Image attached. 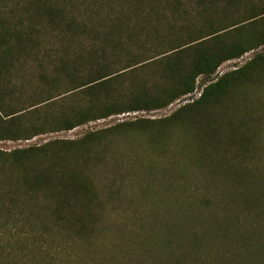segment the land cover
<instances>
[{
    "label": "trees",
    "instance_id": "obj_1",
    "mask_svg": "<svg viewBox=\"0 0 264 264\" xmlns=\"http://www.w3.org/2000/svg\"><path fill=\"white\" fill-rule=\"evenodd\" d=\"M218 15L224 17L215 26ZM262 46L264 6L253 0H0V142L166 110L194 92L200 78L207 84L199 100L169 117L122 120L77 139L0 150V264H57L76 243L87 247V264H134V255L138 264H255L260 251L246 254L242 236L264 238V167H244L260 173L256 189L220 184L235 162L201 153L215 148L220 131L214 117L198 115L222 107L235 86L264 72L259 53L214 77L225 62ZM178 127L193 141L191 159L210 163L213 181L179 194L186 200L177 203L175 221L174 206L166 204L160 220L156 204V196L167 197L171 189L152 194L157 210L151 223L162 233L156 251V235L128 237L129 219L116 215L140 167L117 141L150 134L168 148L164 138ZM167 172L174 182L172 169ZM230 178L241 181L242 172ZM199 190L207 192L202 201ZM104 218L117 223L116 236L102 237ZM115 243L134 255L124 256ZM105 247L118 258L106 259L100 252Z\"/></svg>",
    "mask_w": 264,
    "mask_h": 264
},
{
    "label": "rangeland",
    "instance_id": "obj_2",
    "mask_svg": "<svg viewBox=\"0 0 264 264\" xmlns=\"http://www.w3.org/2000/svg\"><path fill=\"white\" fill-rule=\"evenodd\" d=\"M256 7H263L264 0H253ZM250 6V3L248 4ZM246 11V10H245ZM244 9H242V14H244ZM222 15H218L214 18L215 26L220 24ZM238 15L234 18L236 19ZM220 20V21H219ZM248 56H245L242 64H235L232 66H224L222 68L223 75L231 73L242 68L247 62H249L255 55L259 53H264V46L258 49L248 52ZM222 77V76H214ZM207 85V84H206ZM206 85L203 84V80L200 78L197 82V88L201 90ZM192 104V103H191ZM182 106V105H181ZM179 107H173L171 109L162 110L158 114H150L145 118L151 120H158L165 117H169L174 111ZM203 113L199 114L200 118L211 117L215 118L213 121V128H217L219 135L216 136V143L213 146L218 152H214L215 148L201 150L206 158L211 155H215L214 158H225L232 160L235 166L231 164L229 167L231 172L229 178L220 182L228 185L241 186L242 190L256 189L260 186L258 178L260 173L254 169L244 172V167L261 169L264 162V72L261 75H255L254 81L252 83L238 84L235 86L227 99L224 101L222 107L216 108H206L202 110ZM139 117L131 116H114L107 120H101L96 123H92L88 126H83L76 128L70 132H60L51 133L37 136L28 141H1L0 150L11 151L18 148H25L31 145H42L50 140L54 139H77L84 135V133L89 129H105L113 125L120 123L122 120L133 121ZM187 131L182 128L172 129L169 133L170 137L165 136L164 139L168 144V148H165V141L162 139L158 143L157 141L151 140V135L139 136L136 133H132L129 137L124 140L120 137L117 141L119 149L125 154H129L135 159L140 160V167L136 170L134 186L127 188L124 193L127 194L126 198L120 203L116 215L121 216L120 220H124V223L132 225L130 227L131 233L128 237L138 233L144 236L156 235L157 245L153 247L156 251H160L161 235L158 227L152 225L155 209L151 201V196L155 191H160L163 188L171 189L167 197L163 198L161 196H156V204H160L161 213L163 217H159L160 220L164 219V211L166 210L165 205L170 204L173 207V212L170 214L171 219L174 221L180 217L177 211V203H181L186 200V197L179 195L184 193L185 188H194L195 186H206L212 183V176L208 172L209 162L204 164L195 163V160L191 159L195 155L193 149V141L187 136ZM219 136V137H218ZM212 153L211 155H209ZM205 158V159H206ZM223 171L227 168L226 166H220ZM167 169H172L171 177L174 178V182L170 180V172ZM151 170L152 173L148 171ZM221 172V169H217ZM242 172V180H233L230 177ZM169 176V180H168ZM148 186V190H147ZM164 191V190H163ZM176 192L177 194H175ZM193 192V191H192ZM188 193V196L194 197ZM199 199L197 201H202L205 198L207 192L199 190L197 192ZM187 196V195H185ZM169 198V200H167ZM167 201H165V200ZM220 212H218L219 214ZM128 218L129 220L127 221ZM138 221V223H137ZM140 221V222H139ZM144 223L143 227L145 230L141 229V224ZM137 223V224H135ZM117 223H115L111 218L106 220L104 218V229L102 237L116 236L117 234ZM146 233V234H145ZM246 237V235L244 236ZM242 236V249H247L246 254H250L252 250H259L260 252L254 255L255 264H264V238L256 233L251 236V242L248 238ZM66 239H62V244H67ZM114 248L117 250L122 249V254L126 257L134 255L132 249L124 245V243H115ZM87 247H81L78 243L72 244L68 248V252L71 256L65 257L59 255V261L57 264H87V257L84 252ZM110 247H105L101 250V254L107 255L106 259L118 258V256H113V254L108 250ZM84 251V252H83ZM101 255V256H102ZM121 255V256H123ZM100 256V257H101ZM135 256V255H134ZM132 259L134 264H138L137 257ZM83 257V259H80ZM86 257V258H84ZM120 259H123L120 257ZM131 260V261H133ZM118 264L123 263V260Z\"/></svg>",
    "mask_w": 264,
    "mask_h": 264
},
{
    "label": "built area",
    "instance_id": "obj_3",
    "mask_svg": "<svg viewBox=\"0 0 264 264\" xmlns=\"http://www.w3.org/2000/svg\"><path fill=\"white\" fill-rule=\"evenodd\" d=\"M249 53L245 54L244 56L238 58V59H235V60H230V61H227L225 62L217 71L216 73V76H222L223 75V72H222V68L225 66H232L234 67L235 64H242L245 56H248ZM203 90L204 88H202L201 90H199L198 88H196L194 90V92H192L191 94H188L187 96H184L182 99L178 100L176 103L172 104L169 108L167 109H171L173 107H180L181 105H186V104H191V103H194L195 101L199 100L201 97H202V94H203ZM166 109V110H167ZM160 111H155V112H152L150 114H158ZM150 114H147L145 112H137V113H132V114H125L123 116H131V117H146V116H149Z\"/></svg>",
    "mask_w": 264,
    "mask_h": 264
}]
</instances>
